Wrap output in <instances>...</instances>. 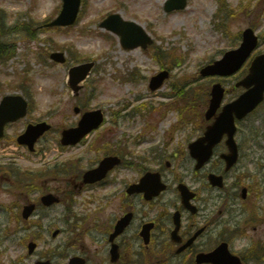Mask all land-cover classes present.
Instances as JSON below:
<instances>
[{"label":"rangeland","instance_id":"obj_1","mask_svg":"<svg viewBox=\"0 0 264 264\" xmlns=\"http://www.w3.org/2000/svg\"><path fill=\"white\" fill-rule=\"evenodd\" d=\"M166 2L84 0L82 15L74 26L47 28L44 21L59 14L62 0H0V42L17 45L13 59L0 61V102L5 95L15 93L33 102L28 116L10 125L7 138L0 141V264H34L47 259L54 264H68L69 258L81 254L83 246L90 251L101 247L103 242L99 240L104 233L100 234L97 226L109 225L123 215L131 202L126 188L141 178L144 166L163 167L165 180L174 189L179 182L191 189L207 186L204 173H194L188 143L201 134L199 125L206 122L200 113L206 109L207 91L212 84L221 82L227 89L224 104L234 100L243 92L236 83L248 64L228 78H202L200 70L237 48L240 33L251 23L261 37L255 55L264 52V0H226L234 10L229 17L218 12V0H188L186 9L171 13L164 9ZM110 13L143 25L154 38V45L148 50L123 49L118 36L100 27ZM31 30L36 38L30 37ZM57 51L66 54V64L51 60L50 54ZM156 51L164 53L163 62L153 57ZM77 53L81 60L75 56ZM84 56L90 59L84 61L88 59ZM88 61H94L95 66L80 95L74 97L67 85L69 70ZM161 66L170 68L171 76L162 88L152 92L149 81ZM177 81L191 82L186 86L188 94L196 96L182 114L165 105L174 103L182 109L187 103L175 95ZM29 82L34 101L27 91ZM76 106L81 111L101 109L105 123L88 138V144L61 149L62 129L75 126L81 117L74 112ZM40 121L50 123L52 131L38 143L37 153L18 147V135L29 123ZM237 125L241 157L228 174L227 188L240 183V190L249 187L260 195L251 193L245 200L240 196L234 207L229 206L234 222L228 234L235 253L245 256L246 264H264V257L254 258L257 247H264V222L254 227L255 219L264 221V103ZM104 142L138 165L119 167L102 185L76 187L80 175L95 167L104 155L91 148ZM223 151L222 145L208 170L222 172L219 154ZM167 161L173 164L170 168L166 167ZM37 169L44 172L37 173ZM48 192H57L63 201L51 208L41 207L25 222L23 207L38 203ZM221 195L217 189L209 190L207 197L212 196L213 204L218 205L214 213L221 205ZM133 203L143 204L139 198ZM136 226L129 235L135 233ZM55 229L61 234L53 239ZM36 240L39 247L29 255L28 244Z\"/></svg>","mask_w":264,"mask_h":264},{"label":"water","instance_id":"obj_2","mask_svg":"<svg viewBox=\"0 0 264 264\" xmlns=\"http://www.w3.org/2000/svg\"><path fill=\"white\" fill-rule=\"evenodd\" d=\"M63 9L60 16L50 24V26H66L73 24L77 18L80 8L81 0H63ZM186 6V0H170L167 3L166 9L171 11L173 9H182ZM102 27L111 29L113 32L122 36V44L127 49H133L138 46L146 48L148 44L152 43L149 35L143 30L142 27L135 23L124 22L120 16H112L106 20ZM259 44V38L255 35L253 29L248 28L243 32L242 43L238 49L227 52L224 57L214 62L211 65L202 69L201 74L203 76H228L237 72L247 59L251 56L253 51ZM52 57L59 62H64L62 54L56 53ZM93 64H87L84 66L76 67L71 70L70 85L73 91L77 94L80 89V83L86 79ZM168 71H163L151 79L150 88L156 90L160 88L164 81L169 77ZM238 86H244L248 90L243 93L237 100L227 104L223 107L222 112L217 115V111L221 106L222 100L225 95V90L221 84L217 83L213 86L211 91V100L209 109L206 113L208 120L215 117V121L207 127L204 137L190 144L189 149L197 160V168L202 166L213 154L214 147L219 144L224 135H228L227 146L229 153L223 155L227 163V170H229L238 160V147L234 140V134L236 132L235 120L243 119L264 100V54L257 56L251 63L249 74L240 82ZM27 113V103L23 98L19 96H7L4 98L0 105V138L4 136V127L8 122H15L24 117ZM103 122V115L100 111H94L86 113L79 123L77 128H73L64 132L63 143L75 144L81 140L88 132L96 129ZM49 129L46 124H39L36 126H29L26 133L20 138L19 142L22 144H28L30 148H33L36 140L45 131ZM120 160L116 157H110L103 160L98 168L88 172L85 175L86 182H96L102 180L107 172L114 166L118 165ZM213 185L222 186V177L211 176ZM165 189V185L162 184L160 176L158 174L148 173L143 177L139 184L133 185L129 188L130 194L135 192H147L148 199L153 196H157L162 190ZM179 189L183 196L185 204L189 202L191 194L185 185H180ZM52 195H47L43 198V203L46 206H50L57 202ZM35 209L34 205L25 207L24 218L28 219ZM131 215L122 218L116 227V232L113 236L120 234L125 227L129 224ZM58 231L54 233L56 236ZM35 244H30V252L35 249ZM213 261L216 264H241L240 260L232 256L227 248L226 244L219 247L216 253L211 255L200 256L199 261ZM48 264V263H37ZM72 264H80L77 259H73Z\"/></svg>","mask_w":264,"mask_h":264},{"label":"flooded vegetation","instance_id":"obj_3","mask_svg":"<svg viewBox=\"0 0 264 264\" xmlns=\"http://www.w3.org/2000/svg\"><path fill=\"white\" fill-rule=\"evenodd\" d=\"M203 128L204 126H200L199 130L201 131ZM200 135H195L192 141ZM160 164L162 165V161ZM221 164L224 168L222 159ZM172 165V162H166V167L170 168ZM207 167L208 165L199 172L204 173V180H208L209 174L213 172L208 170ZM145 171L159 172L162 179L167 183L166 190L152 199H146L143 194L130 196L131 202L124 209L123 215L132 213V221L116 240L110 242V235L115 229L118 218L111 221L109 225L97 226V229H100V234L104 233L99 240L103 242V245L97 247L94 251L86 249L85 246L82 247L79 256L84 259L85 264H199L197 262L199 254L213 252L222 242H227L232 252L235 253L232 236L228 234L231 232L229 226L234 222L233 211L229 212V206L234 207L240 196L243 199L248 198L251 193L253 196H257L258 190L247 187L248 191L245 197L244 187L241 190L239 189L240 183H237V187L231 189L225 186L221 190L223 193V196H220L221 205L214 213V208L218 205L213 204L212 196L207 197L209 190L214 189L207 182H204L207 186L204 185L202 189H192L194 195L191 199V206L186 208L182 204L177 189H174L170 182L165 180L163 167L158 169L149 168ZM194 173L198 172L195 171ZM228 174V172L224 174L226 185ZM77 187L82 188L83 185L79 183ZM206 192L207 196H205ZM134 198H139L143 204L141 206L135 205L133 203ZM135 224H137L135 233L129 235ZM256 226L260 225H254L255 228H257ZM143 229L144 238H142ZM194 237L195 240L187 248H183ZM133 243H136L135 250ZM110 251L113 252L114 257L118 253L119 260L117 262H112ZM235 254H238L246 264L245 256L241 253ZM254 254L257 255L256 252ZM254 258H257V256Z\"/></svg>","mask_w":264,"mask_h":264},{"label":"trees","instance_id":"obj_4","mask_svg":"<svg viewBox=\"0 0 264 264\" xmlns=\"http://www.w3.org/2000/svg\"><path fill=\"white\" fill-rule=\"evenodd\" d=\"M220 1H221V4H223V2H225V0H220ZM223 6H224V4H223ZM225 10H226V7H225ZM252 26L254 27V25H252ZM15 48H16L15 45L12 46L9 43L8 44H0V58L11 57L15 52ZM162 56H163V54L159 53L156 55V58H158L160 62H163ZM187 84H188V81H184L182 83L177 81L174 84V87L177 89L180 97L187 100L186 106H189L191 104V102L193 100H195L196 96L188 94L190 89H186ZM207 103L208 102L205 101V105H207ZM200 114H202V112Z\"/></svg>","mask_w":264,"mask_h":264}]
</instances>
